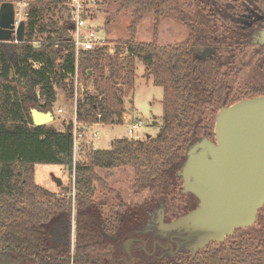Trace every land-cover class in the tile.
<instances>
[{
    "label": "trees",
    "instance_id": "trees-1",
    "mask_svg": "<svg viewBox=\"0 0 264 264\" xmlns=\"http://www.w3.org/2000/svg\"><path fill=\"white\" fill-rule=\"evenodd\" d=\"M107 1L129 10V37L114 41L113 54L106 46L78 53L77 72L94 92L77 98L76 120L121 122L120 94L133 92L136 61H140L143 76L163 88L158 132L144 140L117 138L106 149L82 145L74 166L73 194L70 187L68 195H58L35 183L36 164L64 167L72 174V126L62 131L50 124L35 126L30 109L53 111L56 87L74 98L63 71L74 72L75 51L68 17L64 24H52L49 31L39 21L45 4L67 0H34L26 12L24 41L0 42V264H119L126 253L123 244L131 238L135 239L131 244L134 264H246L245 247L250 243H255L257 260L264 262V227L258 237L236 229L226 238L230 251L211 242L194 257L186 250L161 258L145 252L152 248L156 230L154 226L148 230L147 224L157 208L162 206L165 216L169 214L165 220L170 221L196 204L193 195L183 193L178 174L187 149L202 137L212 139L221 106L264 94L263 82L250 86L243 96L231 97L226 68L233 56L223 51L224 47L255 45L253 35L264 27V0H189L187 6L196 17L188 15L190 10L176 15L188 33L171 45L138 42L135 36L144 14H154L156 26L161 16L174 14L173 0H103ZM249 9L263 15L251 27L243 22ZM36 32L42 36L36 38ZM254 51L263 54L264 45H255ZM31 62L39 63V68ZM260 67L264 70V58ZM127 166L133 169L134 191L146 190L148 198L140 205L119 200L109 213H103L93 200L94 181L113 191L95 168ZM262 208L258 215H264ZM139 239L145 240V251Z\"/></svg>",
    "mask_w": 264,
    "mask_h": 264
},
{
    "label": "rangeland",
    "instance_id": "rangeland-1",
    "mask_svg": "<svg viewBox=\"0 0 264 264\" xmlns=\"http://www.w3.org/2000/svg\"><path fill=\"white\" fill-rule=\"evenodd\" d=\"M5 1H10L14 4L16 15L20 16L21 20H24L26 29V12L34 0ZM188 4L189 0L171 1V7L174 14L161 16L157 26L154 14H144L136 28V41L147 43L155 41L158 44L171 45L184 40L187 36L188 30L185 24L176 18V15L186 13L190 10L188 15L196 17L195 10L192 9L191 5L189 8L187 6ZM89 17L90 19L87 20L86 23L92 28V32L98 37L109 42L125 40L129 37L128 25L131 21L129 10L119 9L116 2L102 1L99 6L92 11ZM66 18V2L59 3L58 5L45 4L41 10L39 21L46 27L45 30L49 31L53 28L52 24H64ZM35 36L37 38L42 35L36 32ZM254 46L255 45H248L241 49L224 47L223 49V51H225V56H233V58L230 59L231 64L226 68L227 82L228 85L231 86V97L243 96L246 94V91L250 86L260 85L264 82V70L260 67L261 61H263L264 58V51L263 54L262 52H255ZM143 74L144 65L140 63V61H136L133 92L128 96H125L122 93L120 94L124 104L121 122L90 126L84 131L83 145L85 147L91 146L95 149H106L115 139L126 137L127 128L124 126V122H122L123 117L126 119L135 118L142 120L143 124L139 128L137 136V139L139 140H144L146 136H154L158 132L162 116L163 88L153 84L152 78L150 77L149 79H146ZM82 82L85 90L78 89V99L81 96L94 92L89 81L82 80ZM86 87L88 89H86ZM56 92L57 98L53 103L52 111L54 119L48 122L47 125H53L58 130L62 131L67 127L72 126V119L76 113L77 104L74 103V98L70 99L65 95V89L56 87ZM58 108L62 109L60 113L56 111ZM91 131L97 132L98 135L93 136ZM81 155V153H78L77 158L80 159ZM95 173L105 182L107 187L113 191L112 193L108 192V190L103 188L98 181H94L93 200L100 205V209L103 213H109L112 209L111 207L119 200L130 204L140 205L149 196V192L146 190H141L139 192L134 191L132 187L133 169L129 166L109 169L95 168ZM58 180L61 182L60 185H58ZM72 180L73 178L64 167L45 164H36L34 166L35 183L52 193L68 195V189L70 187V190H72L71 194H73ZM262 211L264 212V208H262ZM72 213L74 214V209H72ZM168 216L169 214L167 213L165 218H168ZM261 227H264V215L257 214L255 223L252 226L247 227V229H243H245L244 232L251 234L252 237H258L261 234ZM74 237L75 221L72 220L73 240ZM226 238L220 244H222L221 246L225 250L230 251L231 245L226 242ZM246 239L245 236L244 240ZM237 240L238 239H236V241ZM131 246L129 245L128 253L122 254L121 258H124V260L119 262V264L132 263L134 257H130ZM245 248L246 264H264L262 260H257L259 255L256 253L257 250L255 249V243H250ZM134 262L135 258L133 264Z\"/></svg>",
    "mask_w": 264,
    "mask_h": 264
},
{
    "label": "water",
    "instance_id": "water-1",
    "mask_svg": "<svg viewBox=\"0 0 264 264\" xmlns=\"http://www.w3.org/2000/svg\"><path fill=\"white\" fill-rule=\"evenodd\" d=\"M255 18L263 16L255 13ZM24 30V20L15 28L14 4L2 1L0 42H22ZM251 42L264 45V27ZM30 115L35 126L54 119L52 111L37 108H31ZM178 174L183 192L194 195L198 203L167 222L163 208L158 210V232L163 237L175 232L170 238L178 239L173 240L175 248L170 255L186 250L194 257L209 243H221L236 229L252 226L264 205V94L221 106L214 119L213 139L202 137L192 144ZM132 240L126 242L127 253Z\"/></svg>",
    "mask_w": 264,
    "mask_h": 264
},
{
    "label": "built area",
    "instance_id": "built-area-1",
    "mask_svg": "<svg viewBox=\"0 0 264 264\" xmlns=\"http://www.w3.org/2000/svg\"><path fill=\"white\" fill-rule=\"evenodd\" d=\"M103 0H67V17L70 22V39L74 46L75 51V70L73 73H68L63 71V75L66 78L69 84H72L74 89V103L76 104L77 101V92L78 89L85 90L83 86L82 79L80 78L77 72V56L80 51L85 50H92L97 47L106 46L107 52L109 54H113L115 50V43L109 42L105 39L98 37L94 32H92V28L87 25L86 21L90 19V14L93 10L99 6V4ZM21 20L20 16L16 15L15 12V28L18 22ZM97 32V31H96ZM124 55V54H123ZM31 66L35 69H38L40 64L36 62H31ZM86 89H88L86 87ZM57 112H61L62 109L58 108ZM124 126L127 128V136L129 138L137 139L139 128L142 126L143 122L141 119L135 118H124L123 121ZM101 124V123H94L88 124L83 122H78L76 120V116H73L72 119V139H73V146H72V174L71 177L74 178V166L80 159L77 158L78 153L82 150V145L84 143V131H86L90 126ZM93 136H97V132L91 131ZM94 148V147H93ZM64 171V170H63Z\"/></svg>",
    "mask_w": 264,
    "mask_h": 264
},
{
    "label": "flooded vegetation",
    "instance_id": "flooded-vegetation-1",
    "mask_svg": "<svg viewBox=\"0 0 264 264\" xmlns=\"http://www.w3.org/2000/svg\"><path fill=\"white\" fill-rule=\"evenodd\" d=\"M2 1H5V0H0V3L2 2ZM249 11V13H247V14H244V20H243V22H244V24H245V26H247V27H251V26H253L254 24H255V22H256V18H255V13H259V12H257V11H255L254 9H249L248 10ZM260 14V13H259ZM261 15V14H260ZM263 16V15H262ZM263 19V18H262ZM262 19H260V20H262ZM258 21V20H257ZM262 29V28H261ZM260 30V29H259ZM258 31V30H257ZM257 31H255V33L257 32ZM254 33V34H255ZM212 139H213V137H212ZM182 180V179H181ZM183 191V190H182ZM184 193V192H183ZM186 195H189L190 193H185ZM192 195V194H191ZM194 196V195H193ZM195 197V196H194ZM195 199H196V197H195ZM197 203H198V200L196 199V204H195V206L197 205ZM194 206V207H195ZM160 208H163L162 206L161 207H159V208H157L156 210H155V215L154 216H152V218H151V221H152V223H148L147 225H149L148 227V230H151V226H154V229L156 230L155 231V234L154 235H152V240H151V244H152V248H151V251H145V249H146V243H145V240H143V239H139V240H137V241H140V248L142 249V250H144L145 252H146V254L147 255H156L155 256V258H161V257H163V256H165L166 254H170V251H172V250H174V248H175V243H174V241L173 240H178L176 237L175 238H170V235H172V234H174L175 232H169V233H167L164 237L162 236V234L163 233H159L158 232V229H157V224H156V222H155V220H156V218H157V215H158V210L160 209ZM193 209V208H192ZM163 211H164V208H163ZM164 221H166L167 222V220H165V211H164ZM159 234H161V235H159ZM156 238H155V237ZM131 239H133V238H131ZM134 240L135 239H133L132 240V242L130 243V246H131V244L134 242ZM128 241V240H127ZM126 241V242H127ZM125 245H126V243H125ZM125 245L123 246V248H124V250H125ZM143 246H144V248H143ZM158 248V249H157ZM126 252V251H125ZM127 253V252H126ZM131 255V254H130ZM160 256V257H159ZM130 257H132V256H130ZM133 258V257H132ZM133 261H134V258H133Z\"/></svg>",
    "mask_w": 264,
    "mask_h": 264
},
{
    "label": "crops",
    "instance_id": "crops-1",
    "mask_svg": "<svg viewBox=\"0 0 264 264\" xmlns=\"http://www.w3.org/2000/svg\"><path fill=\"white\" fill-rule=\"evenodd\" d=\"M59 103H60V100H59Z\"/></svg>",
    "mask_w": 264,
    "mask_h": 264
}]
</instances>
